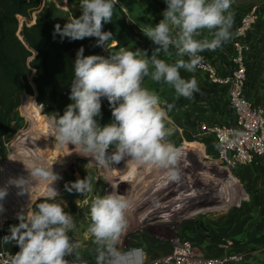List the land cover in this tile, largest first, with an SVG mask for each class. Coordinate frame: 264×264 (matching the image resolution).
<instances>
[{
	"label": "clouds",
	"instance_id": "1",
	"mask_svg": "<svg viewBox=\"0 0 264 264\" xmlns=\"http://www.w3.org/2000/svg\"><path fill=\"white\" fill-rule=\"evenodd\" d=\"M118 2L80 0L81 14L68 17L63 28L60 24L54 26V36L59 34L61 41L94 37L96 45L110 53L107 57L86 56L83 47L77 51L69 93L72 103L62 115L48 114L55 142L73 145L80 155L92 157L101 166L130 158L139 164L168 169L170 179L178 180L179 150L168 141L171 132L165 123L167 112L175 104L165 102L166 109L162 107L160 97L144 87L143 81L150 76L154 82L163 81L171 86L177 99H195L201 93L197 80L182 77L180 70L195 72L203 60L200 53L215 51L233 38L232 0H165L163 18L143 31L156 45L150 57L146 50L110 49L113 33L103 31V23L112 21ZM205 29L211 38L197 39ZM173 48L177 57L173 63L159 58L161 53L170 57ZM102 98L107 99L112 115L111 122L103 126L97 120L101 116ZM32 102L34 99L29 97L28 103ZM52 165L38 162L25 165L26 177H9L0 187L3 201L9 187H15L17 194L23 195L29 193L36 181L44 180L53 201L45 199L34 208L30 203L26 212L17 213L19 223L10 226V235L0 240L5 244L15 241L19 247L18 252L9 255L7 264H88L77 251L79 242H73L68 234L76 228L74 216L65 211L63 200L57 199L60 194L50 186L61 179ZM64 187L69 193L81 195L93 191L88 177L77 178ZM128 208V200L118 191L98 195L90 202L88 232L95 245V264H143V249L120 247L128 228ZM3 211L0 203V213Z\"/></svg>",
	"mask_w": 264,
	"mask_h": 264
},
{
	"label": "rangeland",
	"instance_id": "2",
	"mask_svg": "<svg viewBox=\"0 0 264 264\" xmlns=\"http://www.w3.org/2000/svg\"><path fill=\"white\" fill-rule=\"evenodd\" d=\"M49 1L53 7L54 18L65 24L67 18L74 13L73 4L78 0ZM120 3L126 9L124 11L120 8L115 9L112 20H116L119 27L113 35L122 43L126 42L128 49L134 51V48L131 49L133 45H130L132 36H136L134 30L141 29L140 27L147 28L148 25L155 26L156 21L163 18L162 13L165 8L154 0H120ZM254 3L264 4V0H232L230 10L234 13L235 22H238L242 13ZM134 46L136 48V45ZM105 51L104 48L101 49L102 56L106 55H104ZM169 91H172L171 86ZM33 99L35 102L28 103V99L24 96L21 104L8 120V131L5 134L8 155L0 162V187L7 183L9 177L21 175L26 177L28 173L25 165H31L33 162L47 166L53 164V171L58 173L61 179L50 186L60 194L57 199L63 200L65 211L74 216L76 228L68 234L73 242H79L80 247L77 251L82 257L95 262V245L88 232L90 223L88 214L90 202L98 195L118 191L124 194L129 202L126 213L128 228L120 241L122 250L136 248L138 243L167 242L172 245L183 238H191L190 231L197 226L208 229L207 218L213 213L212 209L198 211L199 208L222 203L227 199V193L228 197H234L233 201L243 196V194L238 195V191L242 190V184L235 182L230 170L221 166L216 158H212V154L206 151L196 153L193 149H186L182 152L183 156L178 157L176 166L180 176L178 180L170 179L168 169L151 164H139L130 158L101 166L92 157L80 155L79 149L73 145H60L55 142L54 129L45 130L38 125L42 120L47 123L48 116L44 115L43 109L51 99L49 97L45 101ZM179 101L180 99H177L176 102ZM162 107L166 109V104H162ZM177 116L180 117V109L177 110V107L167 112L165 123L171 132L168 137L170 143L178 147L184 140L192 141L187 139L185 130L197 137L198 141L205 136L198 129L197 121L200 122V118L196 120V124L180 125L179 121H175ZM37 148L41 151H36ZM185 161H188V166L181 170L178 165ZM199 173L204 174L205 177H199ZM85 177H88L92 183V192L81 195L75 191L69 193L65 189L66 183ZM45 186H48L47 181H36L29 193L23 195H18L15 187H9V194L0 201L4 206V211L0 213V240L10 235V226L19 223L17 213L26 212L30 203L34 208L36 204L50 198L51 194L48 191L40 192ZM156 186L162 188L154 193ZM49 202L53 201L49 199ZM186 213L197 220V226H170L168 225L170 221L159 219L161 216ZM3 220L7 221L2 231ZM249 254L233 264H264V247L257 253Z\"/></svg>",
	"mask_w": 264,
	"mask_h": 264
},
{
	"label": "crops",
	"instance_id": "3",
	"mask_svg": "<svg viewBox=\"0 0 264 264\" xmlns=\"http://www.w3.org/2000/svg\"><path fill=\"white\" fill-rule=\"evenodd\" d=\"M260 6L261 17L257 23L256 29H254L251 34L252 50L246 56L249 73L245 93L256 103L264 104V4H260ZM116 8L119 7L116 6ZM158 22L159 21H156V23ZM236 22L234 18L232 32L236 26ZM140 28L141 29L136 28L134 30L136 36H132L133 39L130 45H136L134 51L136 49L141 51L146 50L150 57L156 45L144 35L143 31L146 28ZM203 37L211 38L208 30H202L201 36L197 37V39ZM109 45L112 51H116L120 47L128 48V46L124 44H118L117 39H115L113 43H109ZM170 51L172 52L170 57L161 53L159 58L173 63L175 59H177L175 49H170ZM231 51L232 47L230 40L215 51L204 52L209 55L218 69V72L226 73L232 68ZM105 54L108 56L110 55L108 51H105L104 55ZM184 59H187V57H184ZM180 74L184 78L194 77L197 80L201 93H197L195 99L188 100L180 97V101L177 103L175 90L171 87L172 91H169V85L167 86L163 81L154 82L151 80L150 76L144 78L143 86L150 90H154L160 97L161 104L174 103L177 110L180 109V117L177 116L175 120L179 121L180 125L196 124L195 122L199 120V118L201 121H197L198 127L202 122L214 124L224 121H233V112L227 100L225 86L214 83L206 72L197 69L195 72L191 73L181 69ZM174 147L179 150L178 157L183 156L182 152L186 149H193L196 153H204L193 141L184 140L180 146L176 147L174 145ZM178 166L183 170L188 166V161L180 162ZM230 173L235 182L242 184V190L238 191V195L240 196V194H243V196L233 201L234 197H228L227 193V199L222 201V203L207 208H199L198 211L201 209L213 210L212 216L207 218L208 222L206 225L208 229L199 228L197 226V220L191 218V215L187 213L184 215H166L159 217V219L170 221V224H168L170 226H197L196 229L190 231V237L198 248V251L204 256L225 255L227 253H244L245 255H250L249 253L251 252L257 253L259 250L263 249L264 156L259 158L256 162L243 165L235 170H230ZM199 177L203 178L205 176L199 173ZM165 179H167V177ZM161 188L160 186H156L154 193ZM150 243L144 242L136 244V248L143 249L144 257L146 258L166 253L174 246V244L171 245L167 242ZM0 244L6 247H13L15 242L11 241L9 244H5L0 241Z\"/></svg>",
	"mask_w": 264,
	"mask_h": 264
},
{
	"label": "trees",
	"instance_id": "4",
	"mask_svg": "<svg viewBox=\"0 0 264 264\" xmlns=\"http://www.w3.org/2000/svg\"><path fill=\"white\" fill-rule=\"evenodd\" d=\"M162 8L165 0H154ZM74 13H80V0L73 4ZM64 23L54 18L49 0H0V162L7 157L8 147L5 134L8 120L21 104L23 97L36 98L48 102L44 115L58 112L63 114L69 99L71 80L74 76V61L77 51L83 47L84 55H102V47L96 45L97 38L61 41L54 36V26ZM119 27L116 20L103 23V31L114 33ZM126 45L113 35L111 41ZM135 48V46H131ZM103 126L112 120L111 108L106 98H102L101 116L97 118ZM47 120L38 122L45 130L53 129ZM36 126V125H35ZM37 128V126H36ZM187 139L195 142L204 152L215 154L217 147L211 136L197 137L184 131ZM236 263V261L229 264Z\"/></svg>",
	"mask_w": 264,
	"mask_h": 264
},
{
	"label": "built area",
	"instance_id": "5",
	"mask_svg": "<svg viewBox=\"0 0 264 264\" xmlns=\"http://www.w3.org/2000/svg\"><path fill=\"white\" fill-rule=\"evenodd\" d=\"M116 6L125 10L120 0ZM260 17L261 6L254 3L242 13L236 23L231 39L232 68L230 71L218 72L206 52L199 54L203 60L196 68L206 72L214 83L226 87L227 100L233 112V121L214 124L202 122L199 130L211 136L217 147L216 153L211 157H215L216 161L228 170H235L243 165L256 162L264 156V104L256 103L245 93L249 73L246 56L252 50L251 34L256 29ZM5 221L7 220H3L1 224L2 231ZM262 247H264V237ZM18 251L19 247L16 243L13 247L0 244V264H7L9 255H14ZM244 257V253L204 256L198 251L191 238L186 237L177 241L166 253L151 258L143 257V264H229ZM68 259L72 260L74 257ZM83 259L88 264H95L86 257Z\"/></svg>",
	"mask_w": 264,
	"mask_h": 264
},
{
	"label": "bare ground",
	"instance_id": "6",
	"mask_svg": "<svg viewBox=\"0 0 264 264\" xmlns=\"http://www.w3.org/2000/svg\"><path fill=\"white\" fill-rule=\"evenodd\" d=\"M43 185V184H42ZM40 187V186H39ZM38 188V187H37ZM40 189V188H39ZM44 191H48V186H45V187H43V189H42V191H40L41 193H43ZM40 193V194H41Z\"/></svg>",
	"mask_w": 264,
	"mask_h": 264
}]
</instances>
